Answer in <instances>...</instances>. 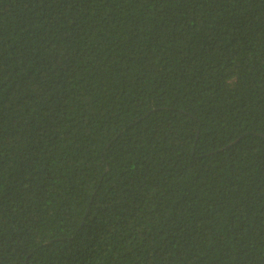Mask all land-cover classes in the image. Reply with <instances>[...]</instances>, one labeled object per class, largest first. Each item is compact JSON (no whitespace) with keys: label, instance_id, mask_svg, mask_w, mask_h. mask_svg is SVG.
Returning a JSON list of instances; mask_svg holds the SVG:
<instances>
[{"label":"trees","instance_id":"1","mask_svg":"<svg viewBox=\"0 0 264 264\" xmlns=\"http://www.w3.org/2000/svg\"><path fill=\"white\" fill-rule=\"evenodd\" d=\"M0 264H264V0H0Z\"/></svg>","mask_w":264,"mask_h":264}]
</instances>
